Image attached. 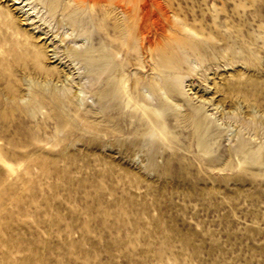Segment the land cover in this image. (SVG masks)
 Returning a JSON list of instances; mask_svg holds the SVG:
<instances>
[{
  "label": "rangeland",
  "instance_id": "obj_1",
  "mask_svg": "<svg viewBox=\"0 0 264 264\" xmlns=\"http://www.w3.org/2000/svg\"><path fill=\"white\" fill-rule=\"evenodd\" d=\"M0 264H264V0H0Z\"/></svg>",
  "mask_w": 264,
  "mask_h": 264
},
{
  "label": "bare ground",
  "instance_id": "obj_2",
  "mask_svg": "<svg viewBox=\"0 0 264 264\" xmlns=\"http://www.w3.org/2000/svg\"><path fill=\"white\" fill-rule=\"evenodd\" d=\"M146 40V39H145ZM144 41V40H143ZM149 46H151V44L149 43ZM108 60H109V58H108ZM111 61V60H110ZM115 84V83H114ZM159 84V83H158ZM106 85H107V83H106ZM116 85V84H115ZM136 85V84H135ZM116 87H117V85H116ZM114 88V87H113ZM161 88V87H160ZM117 89V88H116ZM129 89V88H128ZM162 90V89H161ZM160 90V93L163 91H161ZM105 93V92H104ZM162 93H164V95L166 96V92L164 91V92H162ZM111 98V97H110ZM145 100V99H144ZM107 105V104H106ZM145 110V109H144Z\"/></svg>",
  "mask_w": 264,
  "mask_h": 264
}]
</instances>
